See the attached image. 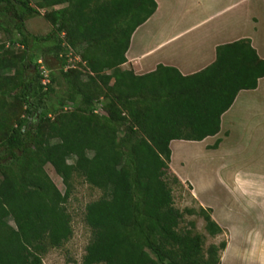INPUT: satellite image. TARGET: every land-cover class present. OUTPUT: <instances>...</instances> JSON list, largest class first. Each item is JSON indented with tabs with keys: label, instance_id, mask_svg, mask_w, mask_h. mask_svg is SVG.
I'll return each instance as SVG.
<instances>
[{
	"label": "trees",
	"instance_id": "16d2710c",
	"mask_svg": "<svg viewBox=\"0 0 264 264\" xmlns=\"http://www.w3.org/2000/svg\"><path fill=\"white\" fill-rule=\"evenodd\" d=\"M31 1L0 0V32L21 49L0 44V264H42L70 239L73 178L101 191L84 206L82 264H220L226 240L205 247L192 220L182 225L196 215L208 236L223 233L210 208L175 206L172 184L183 183L169 144L218 133L237 93L264 76V59L240 38L195 73L158 64L135 74L121 65L155 0ZM40 9L52 27L43 36L25 28ZM47 56L56 66L43 63L44 86L37 59Z\"/></svg>",
	"mask_w": 264,
	"mask_h": 264
},
{
	"label": "crops",
	"instance_id": "0c3cea01",
	"mask_svg": "<svg viewBox=\"0 0 264 264\" xmlns=\"http://www.w3.org/2000/svg\"><path fill=\"white\" fill-rule=\"evenodd\" d=\"M155 2V11L131 35L123 69L144 74L162 64L176 68L182 75L192 74L213 62L216 46L240 38H248L264 59V43L258 36L264 30L258 13L264 0ZM235 132L240 140L250 139L251 155L247 162L240 150L236 151L238 144L229 143ZM216 140L218 145L213 147ZM182 141H170L169 167L182 183L191 185L196 204L210 208L211 217L227 234L220 264L229 253L238 258L261 259L264 264V76L253 89L237 93L220 116L218 133L190 141L200 144L197 152L205 165L214 161L223 166V179L218 180V185L207 179L206 173L202 174V181L196 180V176L184 180L179 175L173 163L172 144L177 148ZM233 161L236 167L227 171L225 164ZM175 163L178 168L181 162L177 159ZM232 219L236 227L230 224Z\"/></svg>",
	"mask_w": 264,
	"mask_h": 264
},
{
	"label": "rangeland",
	"instance_id": "374dc122",
	"mask_svg": "<svg viewBox=\"0 0 264 264\" xmlns=\"http://www.w3.org/2000/svg\"><path fill=\"white\" fill-rule=\"evenodd\" d=\"M31 4L34 5V1H31ZM246 5V4H245ZM260 5V12L259 19L260 23L264 26V7L262 4ZM44 10L40 9V14L27 18L25 20V28L28 32L34 35L43 36L47 34L51 30L50 23L44 17ZM260 33V34H259ZM258 36L260 40L264 43V30H260L258 32ZM0 44L3 45L5 48H10L15 51H19L20 46L18 43H12L7 39L5 35L0 32ZM44 64H48V66H56L54 58L51 56L45 57H38ZM37 59V60H38ZM80 61L79 56H75L70 52L69 56V66L75 67L76 64ZM241 134V133H240ZM239 136L235 132L233 134L232 139L229 143H237L236 146L238 150H240L241 155L245 161L250 160L251 155V143L250 139L249 142H245L244 140L238 141ZM240 143V144H239ZM200 147L199 143H194L190 141H182L179 147H175L172 144L173 148V163L176 171L179 175L184 178V180H189L188 178L191 176H196V180L202 181L203 175L206 173V178L210 179L214 185H216L220 180L223 179L224 170H221L223 166L221 164H217L214 161L209 162L208 164H204L202 156L198 154V149ZM239 152V153H240ZM179 161L180 166L177 168L175 163ZM240 165V164H239ZM225 166H228L229 169L227 171H231L236 167V161L226 163ZM245 166V165H244ZM45 170L47 174L50 176L51 180L57 186V188L63 192L64 185L61 182V179L54 173L51 165L46 164ZM231 169V170H230ZM200 171V172H199ZM203 174V175H202ZM221 176V177H220ZM73 188L70 194V197L66 203V207L68 211L71 213L72 216V230L73 234L68 241H66L62 246L58 248L49 249L42 258V264H82V256L84 254V249L87 243L90 240L91 232L90 229L85 225L83 221V212L84 206L89 201L95 200L101 195V191L97 188L91 187L86 184L80 178H73ZM188 183V182H187ZM187 183H183L182 186H175L172 184L173 189V198L174 204L179 209H183L185 207H193L198 208L195 199L191 196L190 188ZM218 185V184H217ZM220 191V189L218 188ZM217 190V192H218ZM204 195V194H203ZM194 222V229L205 235V247L210 243L218 244L222 240H226L227 234L223 231L222 234L216 237H210L204 230V222L203 219L196 215H185L184 221L182 225H186L189 221ZM12 224V222H10ZM232 226L236 227V222L234 219L230 221ZM239 240V239H236ZM222 253V252H221ZM228 256L221 259V264H262L263 260L261 259H245V258H238L233 256L232 253L227 254Z\"/></svg>",
	"mask_w": 264,
	"mask_h": 264
},
{
	"label": "built area",
	"instance_id": "2783aa9c",
	"mask_svg": "<svg viewBox=\"0 0 264 264\" xmlns=\"http://www.w3.org/2000/svg\"><path fill=\"white\" fill-rule=\"evenodd\" d=\"M37 63H38V68L40 70V74L42 75L41 83L44 86H46V84L49 82V76H48L49 71L40 59L37 60Z\"/></svg>",
	"mask_w": 264,
	"mask_h": 264
}]
</instances>
